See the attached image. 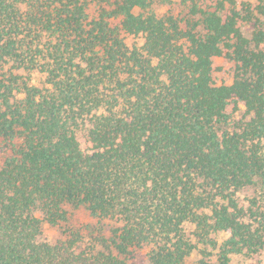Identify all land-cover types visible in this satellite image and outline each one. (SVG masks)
I'll return each mask as SVG.
<instances>
[{"label":"trees","instance_id":"16d2710c","mask_svg":"<svg viewBox=\"0 0 264 264\" xmlns=\"http://www.w3.org/2000/svg\"><path fill=\"white\" fill-rule=\"evenodd\" d=\"M0 143V264L256 259L264 0H0Z\"/></svg>","mask_w":264,"mask_h":264},{"label":"rangeland","instance_id":"374dc122","mask_svg":"<svg viewBox=\"0 0 264 264\" xmlns=\"http://www.w3.org/2000/svg\"><path fill=\"white\" fill-rule=\"evenodd\" d=\"M155 10L158 13H162L166 10V7L155 5ZM175 10L178 11L177 6H173ZM93 12V7L90 10V13ZM137 41L139 38H129L128 42ZM213 77L217 83L230 84L232 81L231 69L232 64L225 59L224 57H216L213 59ZM8 155V149L6 146L0 143V163ZM256 195L252 190H245L239 192L236 196L239 198L240 202L245 203L247 198L253 197ZM94 220L89 216L88 212L83 208L69 210V220L64 227L71 228L72 230H82L83 226L87 223H93ZM227 235L222 234L219 237L225 238ZM43 237L50 243L55 242L57 239L62 237L60 229L58 227L50 226L46 223L43 224ZM142 253L139 254L138 259L142 258ZM199 255L195 252L192 253L183 264H198ZM231 264H264V253L256 257V259H248L243 255H233L231 256Z\"/></svg>","mask_w":264,"mask_h":264}]
</instances>
